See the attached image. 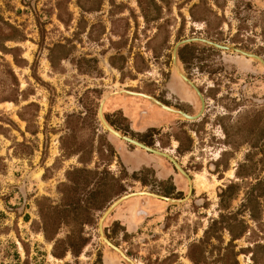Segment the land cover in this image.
Returning a JSON list of instances; mask_svg holds the SVG:
<instances>
[{
	"label": "rangeland",
	"instance_id": "obj_1",
	"mask_svg": "<svg viewBox=\"0 0 264 264\" xmlns=\"http://www.w3.org/2000/svg\"><path fill=\"white\" fill-rule=\"evenodd\" d=\"M187 39L206 42L173 59ZM212 44L264 62V0H0V264H264V67ZM102 100L109 127L190 184L108 132ZM99 179L106 207L62 223ZM141 192L186 199L113 208L101 232L125 259L99 222ZM78 232L79 254L55 257Z\"/></svg>",
	"mask_w": 264,
	"mask_h": 264
},
{
	"label": "trees",
	"instance_id": "obj_2",
	"mask_svg": "<svg viewBox=\"0 0 264 264\" xmlns=\"http://www.w3.org/2000/svg\"><path fill=\"white\" fill-rule=\"evenodd\" d=\"M181 54L182 52H179L180 59H183ZM86 172L88 175H91L92 178H95L99 175L96 171H94L93 174L91 173V171ZM105 193L106 191L101 189V183L99 179V181H97V184L88 192L87 199L85 200L83 206H81V201L78 200L77 203H70L71 205L68 206V208H65L64 212L68 213V215L66 217V220H62L65 221L62 223H66L68 218L69 220L76 222L77 225L92 223L93 215L96 212L102 211L109 202V196H106ZM215 224L217 223L215 222ZM213 227L214 226L211 225V227L205 232L206 236L209 234ZM227 230L230 232V229ZM43 231L47 239L53 240L54 237L47 236L46 228ZM242 236L243 232L239 233L236 236H233L232 240L234 241L241 238ZM85 244L86 239L82 238L79 232L77 234H74L73 237L69 235L66 237L65 241H55L53 249L57 248L58 246H62V251H60V253H55L53 251V255L57 258H62V256L66 252H70L73 256H77ZM190 260L194 262L195 258L190 257Z\"/></svg>",
	"mask_w": 264,
	"mask_h": 264
},
{
	"label": "water",
	"instance_id": "obj_3",
	"mask_svg": "<svg viewBox=\"0 0 264 264\" xmlns=\"http://www.w3.org/2000/svg\"><path fill=\"white\" fill-rule=\"evenodd\" d=\"M201 41V42H206V41H204V40H200V39H187V40H184V41H181V42H179L178 44H176L175 45V47H174V50H173V59L175 58V52H176V49H177V47L179 46V45H181V44H186V43H190V42H192V41ZM209 43V42H208ZM214 47H216V48H219V49H222V50H232V51H234V52H237V53H239V54H241V55H243V56H246V57H250V58H254V59H256V60H259L260 61V63L262 64V66L264 67V62L259 58V57H257V56H255V55H252V54H248V53H245V52H243V51H241V50H238V49H232V48H228V47H225V46H220V45H217V44H212ZM175 68V67H174ZM176 69V68H175ZM177 70V69H176ZM183 79H185L183 76H181ZM123 92H125V93H129V94H132V95H140V96H142V97H144V98H148V99H150V100H152V101H155L153 98H151V97H149V96H147V95H142V94H138V93H132V92H127V91H123ZM117 93H119V92H117ZM103 101L104 100H102L101 101V103H100V107H99V111H98V115H99V120H100V122L102 123V125L106 128V130L108 131V132H110L111 134H113L114 136H116V137H118L119 139H121V140H124V141H126V142H128V143H131V144H133V145H135V146H137V147H139V148H141V149H143V150H145V151H147V152H150V153H152V154H155V155H157V156H161V157H164V158H167L168 160H170L173 164H174V166L181 172V174H183L186 178H187V180H188V182H189V184H190V179L187 177V175L181 170V168L174 162V160L172 159V158H170L168 155H166L165 153H162V152H159V151H157V150H154V149H152V148H149V147H146L145 145H143V144H141V143H139V142H137V141H134V140H132V139H130V138H127V137H125V136H122V135H120L118 132H116L115 130H113L111 127H109V125L104 121V119H103V117H102V113H101V107H102V105H103ZM156 102V101H155ZM162 108L164 109V110H166V111H168V112H171V113H173V114H179L181 117H183V118H185V119H188V120H193V119H195L196 117H191V116H188V115H186L185 113H183V112H181V111H178V110H175V109H171V108H169V107H166V106H163L162 105ZM141 195H148V196H153V197H156V198H159L160 200H165L166 202H169V203H177V202H182L183 200H185V199H183V200H180V201H176V200H173V199H169V198H165V197H159V196H155V195H152V194H149V193H143V192H141V193H133V194H129V195H125V196H122L121 198H119L118 200H116L115 202H113L107 209H106V211L104 212V214H103V216H102V218H101V220H100V222H99V231H100V234H101V237H102V240L105 242V244L106 245H108L110 248H112V249H114L115 251H117L123 258H125V259H127L117 248H115L114 246H112L104 237H103V235H102V232H101V223H102V221L105 219V217L109 214V212L113 209V208H115L119 203H121L123 200H125V199H128V198H130V197H133V196H141Z\"/></svg>",
	"mask_w": 264,
	"mask_h": 264
},
{
	"label": "crops",
	"instance_id": "obj_4",
	"mask_svg": "<svg viewBox=\"0 0 264 264\" xmlns=\"http://www.w3.org/2000/svg\"><path fill=\"white\" fill-rule=\"evenodd\" d=\"M118 109H121V108H119L118 106H116V108H113V110H118ZM108 113L110 112L109 110H106ZM112 111V110H111ZM159 115L157 114V113H155V112H152L151 113V115L149 116V114H148V116L147 117H149L151 120L150 121H155V120H157V117H158ZM128 119H130V118H128ZM131 121V120H130ZM130 127H131V129H132V131H135V132H138V133H140V132H142V131H145L146 129H148V127L149 128H155V127H157L156 125H154V124H150V125H148V126H146L145 128H143V129H139V130H136V129H134L133 127H132V124L130 125ZM133 155H135L134 153H132ZM136 157H138L139 158V156H137L136 155ZM135 157V158H136ZM128 159V157H124L123 159H122V161H123V163H125L126 165H127V167H129V169H132V170H136V169H138L136 166H135V162H138L137 161V159H130V160H127ZM142 166H143V164H141ZM140 166V165H139Z\"/></svg>",
	"mask_w": 264,
	"mask_h": 264
},
{
	"label": "bare ground",
	"instance_id": "obj_5",
	"mask_svg": "<svg viewBox=\"0 0 264 264\" xmlns=\"http://www.w3.org/2000/svg\"><path fill=\"white\" fill-rule=\"evenodd\" d=\"M194 183H195L197 191L208 190L210 187L209 185H207L203 176H196V180Z\"/></svg>",
	"mask_w": 264,
	"mask_h": 264
}]
</instances>
